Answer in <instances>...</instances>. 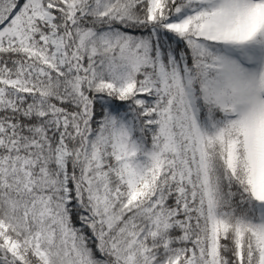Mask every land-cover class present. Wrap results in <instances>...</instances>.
I'll list each match as a JSON object with an SVG mask.
<instances>
[{
    "label": "snow or ice",
    "instance_id": "1",
    "mask_svg": "<svg viewBox=\"0 0 264 264\" xmlns=\"http://www.w3.org/2000/svg\"><path fill=\"white\" fill-rule=\"evenodd\" d=\"M0 264H264V0H0Z\"/></svg>",
    "mask_w": 264,
    "mask_h": 264
}]
</instances>
